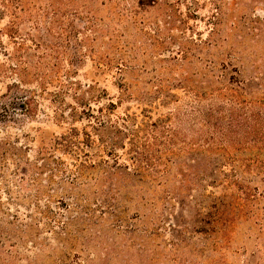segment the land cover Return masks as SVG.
Here are the masks:
<instances>
[{"label": "rangeland", "instance_id": "obj_1", "mask_svg": "<svg viewBox=\"0 0 264 264\" xmlns=\"http://www.w3.org/2000/svg\"><path fill=\"white\" fill-rule=\"evenodd\" d=\"M0 264H264V0H0Z\"/></svg>", "mask_w": 264, "mask_h": 264}]
</instances>
